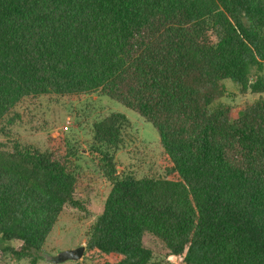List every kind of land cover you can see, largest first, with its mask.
<instances>
[{
	"label": "trees",
	"instance_id": "obj_1",
	"mask_svg": "<svg viewBox=\"0 0 264 264\" xmlns=\"http://www.w3.org/2000/svg\"><path fill=\"white\" fill-rule=\"evenodd\" d=\"M263 69L264 0H0V123L26 98L101 93L154 126L178 176L120 174L129 120L95 124L112 185L95 264H156L147 234L185 264H264V99L238 119L219 102L225 80L264 93ZM76 185L54 154L0 147V253L38 264Z\"/></svg>",
	"mask_w": 264,
	"mask_h": 264
},
{
	"label": "rangeland",
	"instance_id": "obj_2",
	"mask_svg": "<svg viewBox=\"0 0 264 264\" xmlns=\"http://www.w3.org/2000/svg\"><path fill=\"white\" fill-rule=\"evenodd\" d=\"M264 75V69L262 72ZM227 93L219 99L232 110L233 119L264 93L243 94L230 80L223 81ZM126 115L129 124L123 131V145L113 153L119 173L145 177L177 179L172 163L160 144L157 130L136 112L101 93L77 96H42L23 99L0 123V147L12 150L15 142L33 145L62 159L77 180L76 205H65L45 244V253L38 264H51L49 258L65 250L87 247L92 226L102 215L112 185L104 172L105 163L98 153H92L94 126L113 114ZM146 247L154 253L156 264H185L170 255V251L153 235L144 238ZM19 247L20 242L11 243ZM0 264H30V259H18L0 253ZM62 264H95L84 257Z\"/></svg>",
	"mask_w": 264,
	"mask_h": 264
},
{
	"label": "water",
	"instance_id": "obj_3",
	"mask_svg": "<svg viewBox=\"0 0 264 264\" xmlns=\"http://www.w3.org/2000/svg\"><path fill=\"white\" fill-rule=\"evenodd\" d=\"M86 252V246H81L73 250H65L60 252L56 256L49 258L51 264H62L68 261H79L84 258Z\"/></svg>",
	"mask_w": 264,
	"mask_h": 264
}]
</instances>
